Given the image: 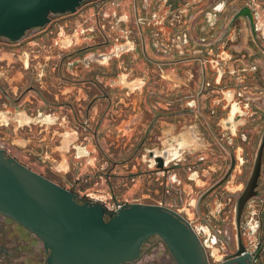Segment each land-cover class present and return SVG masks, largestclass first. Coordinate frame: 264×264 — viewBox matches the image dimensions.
Here are the masks:
<instances>
[{
  "label": "flooded vegetation",
  "instance_id": "af4514ba",
  "mask_svg": "<svg viewBox=\"0 0 264 264\" xmlns=\"http://www.w3.org/2000/svg\"><path fill=\"white\" fill-rule=\"evenodd\" d=\"M0 150L106 219L169 210L208 264H264V0H81L0 36ZM47 257L0 212V264Z\"/></svg>",
  "mask_w": 264,
  "mask_h": 264
},
{
  "label": "water",
  "instance_id": "95a60500",
  "mask_svg": "<svg viewBox=\"0 0 264 264\" xmlns=\"http://www.w3.org/2000/svg\"><path fill=\"white\" fill-rule=\"evenodd\" d=\"M81 0H0V36L13 40L44 25L49 15L73 11ZM0 212L42 240L47 264H125L159 236L177 264H208L194 230L158 206L131 205L106 219L99 206L7 158L0 150ZM250 255L236 258L249 264Z\"/></svg>",
  "mask_w": 264,
  "mask_h": 264
},
{
  "label": "rangeland",
  "instance_id": "374dc122",
  "mask_svg": "<svg viewBox=\"0 0 264 264\" xmlns=\"http://www.w3.org/2000/svg\"><path fill=\"white\" fill-rule=\"evenodd\" d=\"M167 262L177 264L163 240L155 237L145 244L142 256L128 264H167Z\"/></svg>",
  "mask_w": 264,
  "mask_h": 264
}]
</instances>
